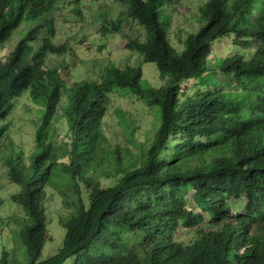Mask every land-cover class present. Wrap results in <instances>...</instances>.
<instances>
[{
    "label": "trees",
    "instance_id": "obj_1",
    "mask_svg": "<svg viewBox=\"0 0 264 264\" xmlns=\"http://www.w3.org/2000/svg\"><path fill=\"white\" fill-rule=\"evenodd\" d=\"M70 1L0 0V52L23 26L30 28L0 60V123L7 120L0 137H8L19 119L35 127L31 149L10 141L0 151L17 187L5 198L0 194V211L8 200L23 208L17 234L28 264H264V0H207L201 28L188 35L181 55L160 25V12L178 0H112L124 12L117 20L101 16L103 33H120L127 19L143 27L146 40L134 34L126 50L158 68L167 81L160 88L144 84L140 67L111 64L100 81H73L71 71L47 69L50 56L68 54L67 45L56 44L54 13ZM87 1L94 10L111 0ZM82 3L71 4L79 18ZM232 35L256 50L250 61L237 56L216 63L240 90L190 95L187 83L212 71L214 43ZM117 88H130L161 109L158 130L146 132L143 144L135 140L134 118L120 116L118 125L139 153L106 133ZM26 94L39 106L36 119L18 114ZM63 95L67 102L61 104ZM56 115L68 124L64 145L55 139ZM51 189L70 214L59 220L62 247L42 261L51 240ZM239 200L242 212L236 211ZM180 228H188L193 240L179 236ZM14 262V251L3 249L0 264Z\"/></svg>",
    "mask_w": 264,
    "mask_h": 264
},
{
    "label": "rangeland",
    "instance_id": "obj_2",
    "mask_svg": "<svg viewBox=\"0 0 264 264\" xmlns=\"http://www.w3.org/2000/svg\"><path fill=\"white\" fill-rule=\"evenodd\" d=\"M84 17H80L73 12L74 5L61 6L54 13L57 25L56 44L58 46L67 45L68 54L61 56H50L47 61V69L59 68L71 71L73 81H100L102 71L111 64L120 65L122 67L132 66L142 68L144 72V84L160 88L166 85L167 81L161 79L158 68L153 64H147L144 58L138 54H133L126 50L128 37L134 34L141 36L143 41L146 40L145 29L131 19H127L121 26L120 33H112L106 35L103 33L102 20L106 18L117 20V17L124 12V8L114 1L106 2L107 8L97 7L92 10V1L81 0ZM105 3V2H103ZM207 3V0H178L174 5H167L165 11L160 12V25L169 34L171 45L175 51L181 55L185 50L183 42L187 40L189 34L196 33L201 28L198 22L200 9ZM92 10V11H91ZM102 16V20H101ZM168 16V17H167ZM167 17V18H166ZM26 25V24H25ZM30 28L22 27L19 32L15 33L13 38L6 44L5 50L0 52V60H4L9 53L13 51L19 42L22 33L26 34ZM235 35L231 38L220 40L214 43L213 52L209 62L212 71L202 79H197L187 84L191 86L189 94H196L207 90H223V91H239V84L234 78L227 77L217 70L216 63H222L227 59L237 56H244L245 61H250L255 53V47H243L242 42L236 43ZM252 43V42H251ZM242 88V86H241ZM108 115L105 119L106 133L110 135L113 142L123 147L130 148L134 153L140 151L132 145L125 135V130L118 125L121 115L126 114L127 117L134 118L137 122L132 124V128L136 130V142L143 144L147 140V133L156 132L159 128V120L161 118V109L152 105L146 97L132 91L130 88H117L111 95ZM67 102L66 96L63 95L62 103ZM18 114L35 119L38 117L39 106L30 100L29 95H25L20 100ZM30 113V114H29ZM61 111H58L60 114ZM57 114V115H58ZM57 115L53 119L56 125L55 139L64 145L63 140L68 137V124L65 119H57ZM25 120V119H24ZM7 123L3 121L0 126ZM141 126V127H140ZM35 127L19 119L16 125L11 126L8 137H0V151L5 144L10 141H16L22 144L27 150L35 145ZM102 181L105 186L111 185V179L107 176ZM16 193L17 187L10 181L8 168L1 161L0 156V194L5 198L10 192ZM50 196L47 205L48 211V229L50 241L44 247L43 255L40 260H46L55 255L63 245L65 229L60 225V218L70 214V210L64 204L61 195L54 191L48 190ZM190 198L193 199V191L190 192ZM240 204L236 208L237 212H242L244 201L239 200ZM196 211L201 212L194 203ZM2 215V216H1ZM26 216L23 208L8 200L0 211V258L3 249H12L14 251V264H28L30 257L28 249L21 235L17 234L22 227L24 217ZM207 221L209 215L205 214ZM22 218V219H21ZM188 228H180L179 236L183 235V239L189 242L193 240V235L188 233ZM74 260L70 259L65 264H73Z\"/></svg>",
    "mask_w": 264,
    "mask_h": 264
}]
</instances>
